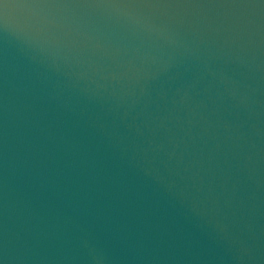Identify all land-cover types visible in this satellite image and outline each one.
<instances>
[{
    "label": "water",
    "instance_id": "1",
    "mask_svg": "<svg viewBox=\"0 0 264 264\" xmlns=\"http://www.w3.org/2000/svg\"><path fill=\"white\" fill-rule=\"evenodd\" d=\"M0 264H264V0H0Z\"/></svg>",
    "mask_w": 264,
    "mask_h": 264
}]
</instances>
